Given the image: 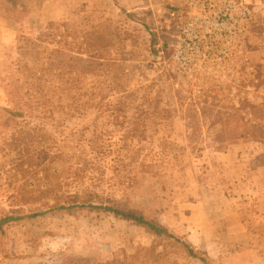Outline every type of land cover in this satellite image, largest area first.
Instances as JSON below:
<instances>
[{
  "label": "rangeland",
  "instance_id": "1",
  "mask_svg": "<svg viewBox=\"0 0 264 264\" xmlns=\"http://www.w3.org/2000/svg\"><path fill=\"white\" fill-rule=\"evenodd\" d=\"M156 1L158 8L167 5L166 0ZM244 1L254 10L255 17L238 42L231 45L232 52L237 49L233 53L235 60L222 59L218 53L221 44H212L216 48L209 50L202 61L210 44L200 43L195 54L187 49L177 50L181 41L178 29L198 14L185 2L178 4L176 15L180 21L165 18L164 10L159 14V22L149 27L125 13L113 11L96 20L93 13L63 9L58 0L46 7L42 0H0V105L14 106L15 93L18 98L25 91L29 93V85L21 86L15 81L18 75L29 73V65L37 59L46 63L41 51L46 54L60 48L63 55L58 62H73L77 67L72 76L57 71L55 78L53 71L54 86L59 93L51 97L53 103L43 111L50 119L34 121L37 126L66 137L76 147L73 142L76 139H96L103 126L101 113L118 111L111 136L115 143L105 150L111 155L119 152L125 158V151L133 148L123 162H130V172L143 174L149 170L143 159L151 156V149L155 145L167 148V161L175 166L171 187L177 203L171 212V207L166 210L165 220L177 235L188 236L183 221L191 225L192 212L203 211L204 205L199 201L210 202L214 209H219L222 203L224 214H247L259 247H264V209L254 204V196L249 198L259 174L256 163L264 161V156L258 161L251 158L253 150L249 144L260 143L264 148V108H260L264 107V0ZM21 7L25 8L23 12ZM29 10L34 25H44V19L54 22L56 39L29 42V38L45 34V29L41 32L43 28L34 29L29 24ZM95 20L107 22L95 26L92 23ZM151 42L155 54L150 50ZM256 64L258 70L254 71ZM77 80L82 83L75 88ZM22 99L25 103L28 100L25 96ZM34 114L40 115V110ZM156 121L170 124L155 135L152 128ZM16 128L29 132L26 125ZM246 134L253 139L239 142ZM165 137L167 140L163 141ZM170 140L177 148L168 144ZM88 150L89 147L77 149L76 161H82V153ZM146 155L149 157L145 158ZM237 159H241V165L235 162ZM117 164L113 162L103 169V176L99 173L96 179L77 182L75 189L92 187L103 196L112 195L114 192L110 193L109 188L116 190V177L124 173L120 167L111 172ZM62 165L54 163L51 172L58 175ZM29 183L31 188L45 190L51 181L40 176ZM221 210L217 215L223 214ZM46 218L52 227L44 233L45 226L39 223ZM234 222L231 219L230 224ZM204 227L200 226L193 241L208 242L205 234H201ZM152 238L148 228L104 212H80L78 217L53 213L23 224L10 223L7 236L0 239V264H29V258L32 264H61L69 245L74 246L69 253L76 257L85 252L82 249L87 244L99 248L100 258L107 261L117 250L133 253ZM234 238L245 241L237 232ZM214 240L220 242L218 237ZM190 243L193 249L178 258L179 263L192 254L212 264H226L227 260L231 264L242 262L232 257L228 249L215 252L210 260L196 252L197 247ZM260 254L264 252H259V259Z\"/></svg>",
  "mask_w": 264,
  "mask_h": 264
},
{
  "label": "trees",
  "instance_id": "2",
  "mask_svg": "<svg viewBox=\"0 0 264 264\" xmlns=\"http://www.w3.org/2000/svg\"><path fill=\"white\" fill-rule=\"evenodd\" d=\"M41 3L43 5L44 0ZM23 9L25 8L21 7L22 12ZM31 12L29 10L31 21L29 24H33ZM72 15L75 18V14ZM43 24H33L34 29L43 28L41 32L45 29V34L43 32L41 37H34V41L29 38V42L35 44L43 40L56 39L54 22L44 19ZM150 45L151 52L155 54L156 49L152 42ZM61 53L60 48L46 54L41 51L46 63L37 59L35 64L29 65V73H21L15 80L21 86L29 85V93L25 91L19 98L18 93H15L14 106L0 105L1 239L7 236V229L12 222L23 224L53 213L78 217L80 212H104L116 219L148 228L153 233V238L148 244L130 254L124 249H119L111 260L107 261H102L99 248L92 244H87L86 248L82 249L85 252L76 257H73L72 252L69 253L74 248L69 245L61 264H148L151 257H154L156 264H180L178 258L187 256L193 245L188 236L177 235L166 224V210L177 203L171 187L175 179L173 175L175 166L167 161V148L155 145L151 149V156L146 155L145 158H149L143 159L149 169L148 172L137 174L129 171L130 162H123L133 148L125 151L127 152L125 158L119 152L111 155L105 150L115 143L111 136L118 111L112 109L101 113L99 117L103 126L98 130L96 139L94 141L76 139L73 142L77 148L66 137L61 138L62 135L59 134V137L34 123L38 119H50L43 111L53 103L51 97H57L59 93L54 86L53 71L55 78L58 77L57 71H60V75L72 76L77 67L73 62L69 64L58 62V58L63 55ZM81 83L77 80L74 87ZM24 96L28 98L26 103L22 99ZM36 110H40V115L34 114ZM169 124L168 121H156L152 130L157 135L158 130H164ZM22 125L29 127V132L16 128ZM9 130L13 131L7 134ZM246 138L253 139L251 135L246 134L238 140L244 141ZM166 140L165 137L163 141ZM168 144L170 146L173 144L174 148H177L172 140ZM88 147L90 150L82 153L84 157L82 161H76V150L83 151ZM113 162L118 164L111 172L115 173L120 167L124 173L116 177L117 184L114 186L117 187L116 190L109 188L110 193L114 192L112 195L107 193V196H103L92 187L75 189V184L79 181L84 180V183L91 181L96 179L99 173L103 176V169L109 168ZM54 163L63 164V169L58 175L51 172ZM40 176L51 181L50 186L45 190L29 187L30 179H38ZM102 176L101 179H104ZM68 188L74 190L67 191ZM203 205L211 217L216 216L224 206L220 204L219 209H214L210 202H204Z\"/></svg>",
  "mask_w": 264,
  "mask_h": 264
},
{
  "label": "crops",
  "instance_id": "3",
  "mask_svg": "<svg viewBox=\"0 0 264 264\" xmlns=\"http://www.w3.org/2000/svg\"><path fill=\"white\" fill-rule=\"evenodd\" d=\"M51 2H55V0H44L43 7L48 6ZM59 5L68 11H72L74 13L85 14V13H93V15L98 19V17L103 16L105 13L109 12H119L125 13L126 15L130 16L132 19L143 23L149 27H152L159 22L160 13L161 11L165 13V18H171L175 21L179 20L178 15V4L180 2H184L183 0H166L167 5L165 8H158L157 1L155 0H58ZM185 5V4H184ZM176 11V12H175ZM92 21L95 26H99L101 24H106V22L98 23V21ZM180 21V20H179ZM181 23V22H180ZM103 26V25H101ZM252 70V69H250ZM254 71L258 70V65L256 64ZM252 70V71H253ZM255 84H253V87ZM246 141V140H244ZM239 141V142H244ZM252 144V159H256L257 161L260 160L264 156V148L262 145ZM243 150V148H241ZM255 150V151H254ZM263 160V159H262ZM255 161V160H253ZM238 165H241V159H237L235 161ZM236 164V163H235ZM237 165V164H236ZM257 168L259 170V174L256 176L255 182L250 190V197L254 196L255 199H252L255 205H260L261 209H264V161H260L256 163ZM235 177V176H234ZM235 179V178H234ZM236 180V179H235ZM238 182V181H237ZM236 182V183H237ZM236 185V184H235ZM253 197V198H254ZM251 199V198H250ZM240 201V200H239ZM198 202V201H197ZM202 204L204 202L199 201ZM222 204V203H220ZM251 204L252 201H251ZM184 208V207H183ZM170 212L173 208H170ZM223 210H221L222 212ZM218 214L216 216H209L205 207L203 206V211L200 209L198 211H194L191 214L190 221L192 224L189 225L185 221H183V225H185L189 240L194 244L196 252L203 253L202 255L207 257L211 260L212 255L216 252L219 254V251L222 249H228L231 251V256L238 258L241 264H264V254H260L262 256L259 259V252H264V247H259V243H257V238L255 233L251 230V227L248 225V216L244 213H230V214ZM244 214V215H243ZM231 215V216H228ZM180 215H178L179 217ZM180 218V217H179ZM183 218V217H182ZM238 218V219H236ZM232 221L234 222L233 225L230 224ZM49 219H44L40 225L43 223L45 226L44 230L46 231L50 229L51 221ZM205 222V227H204ZM38 224V225H39ZM172 224V223H171ZM175 225V224H172ZM200 226L204 229L201 234H205L207 243L195 242L193 239L198 236V229H201ZM235 232H237L243 239L245 240L242 242V239L234 238ZM218 237L220 242H216L214 239ZM221 238V239H220ZM225 238V239H224ZM1 239V238H0ZM198 240V239H196ZM29 264L31 263V258H29ZM107 259H110L107 257ZM227 260V258H226ZM228 263L231 264V261L227 260ZM22 264V263H19ZM148 264H156L154 257H151L150 262ZM180 264H212L201 258L198 259L197 256L193 254L183 261H180Z\"/></svg>",
  "mask_w": 264,
  "mask_h": 264
},
{
  "label": "built area",
  "instance_id": "4",
  "mask_svg": "<svg viewBox=\"0 0 264 264\" xmlns=\"http://www.w3.org/2000/svg\"><path fill=\"white\" fill-rule=\"evenodd\" d=\"M183 1L190 10H197L198 14L190 17L178 29L181 41L177 50L187 49L189 53L195 54L200 43L210 44L211 46H207L206 53L203 54L201 59L203 61L210 53L209 50L216 48L212 44H221L219 55L225 61H230L235 56L233 53L237 52V49L232 52L231 45L238 42V38L242 36L248 23L255 17L254 10L244 0ZM177 57L175 56L180 60Z\"/></svg>",
  "mask_w": 264,
  "mask_h": 264
}]
</instances>
